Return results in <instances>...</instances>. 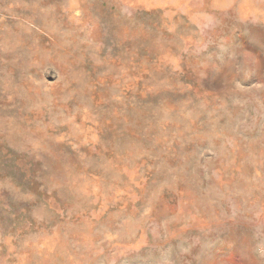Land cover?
Instances as JSON below:
<instances>
[{
    "label": "rangeland",
    "instance_id": "374dc122",
    "mask_svg": "<svg viewBox=\"0 0 264 264\" xmlns=\"http://www.w3.org/2000/svg\"><path fill=\"white\" fill-rule=\"evenodd\" d=\"M263 44L264 0H0V264H264Z\"/></svg>",
    "mask_w": 264,
    "mask_h": 264
},
{
    "label": "bare ground",
    "instance_id": "6f19581e",
    "mask_svg": "<svg viewBox=\"0 0 264 264\" xmlns=\"http://www.w3.org/2000/svg\"><path fill=\"white\" fill-rule=\"evenodd\" d=\"M246 16H247V15H246ZM253 34H255V33H253ZM261 41H262V40H261ZM263 45H264V44H263ZM259 61H260V60H259ZM259 61H258V62H259ZM261 70H262V69H261ZM261 70H260V71H261Z\"/></svg>",
    "mask_w": 264,
    "mask_h": 264
}]
</instances>
